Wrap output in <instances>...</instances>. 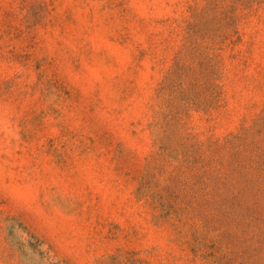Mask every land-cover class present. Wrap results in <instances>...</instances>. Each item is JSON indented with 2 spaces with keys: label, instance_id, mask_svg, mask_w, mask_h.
Masks as SVG:
<instances>
[{
  "label": "rangeland",
  "instance_id": "1",
  "mask_svg": "<svg viewBox=\"0 0 264 264\" xmlns=\"http://www.w3.org/2000/svg\"><path fill=\"white\" fill-rule=\"evenodd\" d=\"M0 264H264V0H0Z\"/></svg>",
  "mask_w": 264,
  "mask_h": 264
}]
</instances>
